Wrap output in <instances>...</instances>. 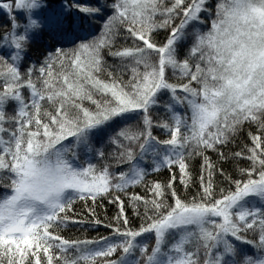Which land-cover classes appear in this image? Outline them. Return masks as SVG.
<instances>
[{
  "label": "snow or ice",
  "instance_id": "snow-or-ice-1",
  "mask_svg": "<svg viewBox=\"0 0 264 264\" xmlns=\"http://www.w3.org/2000/svg\"><path fill=\"white\" fill-rule=\"evenodd\" d=\"M0 264H264V0H0Z\"/></svg>",
  "mask_w": 264,
  "mask_h": 264
},
{
  "label": "trees",
  "instance_id": "trees-1",
  "mask_svg": "<svg viewBox=\"0 0 264 264\" xmlns=\"http://www.w3.org/2000/svg\"><path fill=\"white\" fill-rule=\"evenodd\" d=\"M167 176H168V174L165 172V173H163V175L161 176V179H166ZM181 190H183V189L181 188ZM114 211H115L114 208L109 207V208H108V212H107V214H108L109 216H111V215L114 213ZM103 214H104V213L101 212V215H103ZM137 223H138V222H137ZM69 232L72 233V234H74V235H79V234H80L79 232H76L74 229H70ZM66 234H68V233H66ZM88 235H89V236L108 235V231H107L105 228L101 227V228L98 229V232H89Z\"/></svg>",
  "mask_w": 264,
  "mask_h": 264
}]
</instances>
